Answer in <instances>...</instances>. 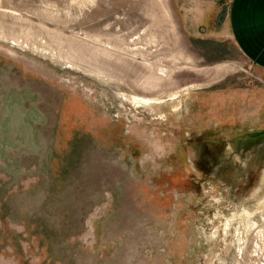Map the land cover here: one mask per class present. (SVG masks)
<instances>
[{"label": "rangeland", "instance_id": "rangeland-1", "mask_svg": "<svg viewBox=\"0 0 264 264\" xmlns=\"http://www.w3.org/2000/svg\"><path fill=\"white\" fill-rule=\"evenodd\" d=\"M229 2L0 0V264H264V71L215 35Z\"/></svg>", "mask_w": 264, "mask_h": 264}, {"label": "crops", "instance_id": "crops-1", "mask_svg": "<svg viewBox=\"0 0 264 264\" xmlns=\"http://www.w3.org/2000/svg\"><path fill=\"white\" fill-rule=\"evenodd\" d=\"M214 28L216 36L229 37L248 60L264 71V0H230L221 27Z\"/></svg>", "mask_w": 264, "mask_h": 264}, {"label": "water", "instance_id": "water-1", "mask_svg": "<svg viewBox=\"0 0 264 264\" xmlns=\"http://www.w3.org/2000/svg\"><path fill=\"white\" fill-rule=\"evenodd\" d=\"M226 5H223L221 10L218 12L216 18H215V25L216 27H220V23L223 21V18L226 15Z\"/></svg>", "mask_w": 264, "mask_h": 264}]
</instances>
